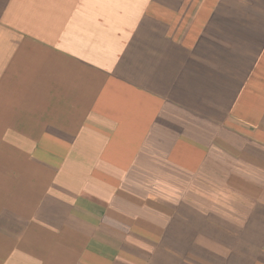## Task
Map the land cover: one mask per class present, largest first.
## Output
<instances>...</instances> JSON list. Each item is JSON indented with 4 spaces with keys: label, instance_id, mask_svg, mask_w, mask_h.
<instances>
[{
    "label": "crops",
    "instance_id": "obj_1",
    "mask_svg": "<svg viewBox=\"0 0 264 264\" xmlns=\"http://www.w3.org/2000/svg\"><path fill=\"white\" fill-rule=\"evenodd\" d=\"M0 264H264V0H0Z\"/></svg>",
    "mask_w": 264,
    "mask_h": 264
}]
</instances>
